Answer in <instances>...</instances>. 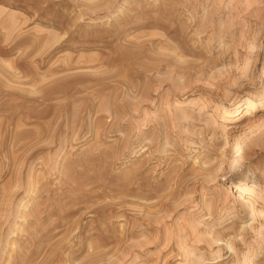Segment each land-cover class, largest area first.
Here are the masks:
<instances>
[{"label": "rangeland", "instance_id": "1", "mask_svg": "<svg viewBox=\"0 0 264 264\" xmlns=\"http://www.w3.org/2000/svg\"><path fill=\"white\" fill-rule=\"evenodd\" d=\"M247 102L264 0H0V264H264Z\"/></svg>", "mask_w": 264, "mask_h": 264}, {"label": "bare ground", "instance_id": "2", "mask_svg": "<svg viewBox=\"0 0 264 264\" xmlns=\"http://www.w3.org/2000/svg\"><path fill=\"white\" fill-rule=\"evenodd\" d=\"M243 58H241V61H248V58H246L244 55H242ZM241 106H237L235 110H239ZM264 111V104L256 105L254 103L247 102L245 104V109L243 110V115L241 117L247 118V121L250 120V117H252L256 112ZM242 113V112H241ZM226 153H232L233 150L230 147H226ZM244 155L247 156L248 153L244 152ZM234 190L238 193L239 199L242 198L243 195H247L249 197H253L255 195V189H246L242 185L234 184ZM264 190V189H263ZM246 201V200H245ZM249 202L246 201L245 205H248ZM250 205V204H249ZM243 206V205H242Z\"/></svg>", "mask_w": 264, "mask_h": 264}]
</instances>
